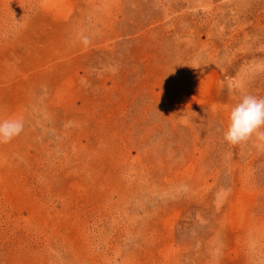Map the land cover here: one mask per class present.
<instances>
[{"label":"rangeland","instance_id":"rangeland-1","mask_svg":"<svg viewBox=\"0 0 264 264\" xmlns=\"http://www.w3.org/2000/svg\"><path fill=\"white\" fill-rule=\"evenodd\" d=\"M245 94L264 0H0V264H264Z\"/></svg>","mask_w":264,"mask_h":264},{"label":"clouds","instance_id":"clouds-1","mask_svg":"<svg viewBox=\"0 0 264 264\" xmlns=\"http://www.w3.org/2000/svg\"><path fill=\"white\" fill-rule=\"evenodd\" d=\"M88 43L87 38L84 39ZM24 121L19 118L0 120V143H8L24 131ZM264 98L252 94L242 95L231 108L224 139L230 144L248 141L254 134L264 139Z\"/></svg>","mask_w":264,"mask_h":264}]
</instances>
